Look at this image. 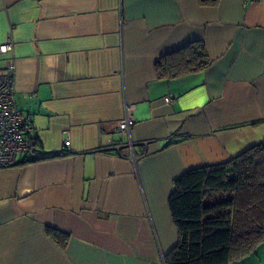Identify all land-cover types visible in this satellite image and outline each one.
Here are the masks:
<instances>
[{"label": "crops", "instance_id": "1", "mask_svg": "<svg viewBox=\"0 0 264 264\" xmlns=\"http://www.w3.org/2000/svg\"><path fill=\"white\" fill-rule=\"evenodd\" d=\"M7 39L0 74L42 156L0 168V264H164L173 179L264 141V0H0ZM196 40L206 69L157 77ZM229 264H264V241Z\"/></svg>", "mask_w": 264, "mask_h": 264}, {"label": "trees", "instance_id": "2", "mask_svg": "<svg viewBox=\"0 0 264 264\" xmlns=\"http://www.w3.org/2000/svg\"><path fill=\"white\" fill-rule=\"evenodd\" d=\"M210 63L205 43L196 40L159 57L155 72L171 79ZM167 205L177 242L164 264H229L245 257L264 241V141L224 162L184 171L173 179ZM46 231L58 241L64 237L53 228Z\"/></svg>", "mask_w": 264, "mask_h": 264}, {"label": "built area", "instance_id": "3", "mask_svg": "<svg viewBox=\"0 0 264 264\" xmlns=\"http://www.w3.org/2000/svg\"><path fill=\"white\" fill-rule=\"evenodd\" d=\"M11 50L9 39L0 44V53ZM13 77L11 70L0 74V168L14 165L18 158L33 161L42 156L41 147L32 135L29 118L21 113L14 101ZM164 100L171 102L172 98L167 96ZM134 108V104L125 102L124 113L117 126L119 131L129 132L134 126ZM69 145L70 141L65 140L56 155H66Z\"/></svg>", "mask_w": 264, "mask_h": 264}]
</instances>
